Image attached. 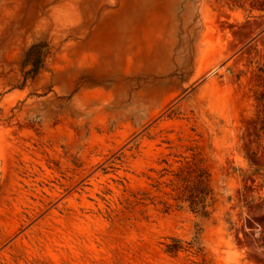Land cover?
Wrapping results in <instances>:
<instances>
[{
  "label": "rangeland",
  "instance_id": "obj_1",
  "mask_svg": "<svg viewBox=\"0 0 264 264\" xmlns=\"http://www.w3.org/2000/svg\"><path fill=\"white\" fill-rule=\"evenodd\" d=\"M0 264H264V0H0Z\"/></svg>",
  "mask_w": 264,
  "mask_h": 264
},
{
  "label": "trees",
  "instance_id": "obj_2",
  "mask_svg": "<svg viewBox=\"0 0 264 264\" xmlns=\"http://www.w3.org/2000/svg\"><path fill=\"white\" fill-rule=\"evenodd\" d=\"M199 184L201 185V190L198 192L189 191V194L186 198V201L189 203L190 207L193 209L204 210L205 214L207 213L206 208V199L209 195L208 187L205 184L202 176H199Z\"/></svg>",
  "mask_w": 264,
  "mask_h": 264
}]
</instances>
